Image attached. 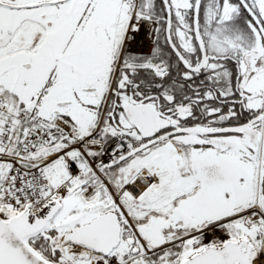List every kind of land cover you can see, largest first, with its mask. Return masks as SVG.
Instances as JSON below:
<instances>
[{
  "label": "snow or ice",
  "instance_id": "6c2138e0",
  "mask_svg": "<svg viewBox=\"0 0 264 264\" xmlns=\"http://www.w3.org/2000/svg\"><path fill=\"white\" fill-rule=\"evenodd\" d=\"M0 264H264V0H0Z\"/></svg>",
  "mask_w": 264,
  "mask_h": 264
}]
</instances>
